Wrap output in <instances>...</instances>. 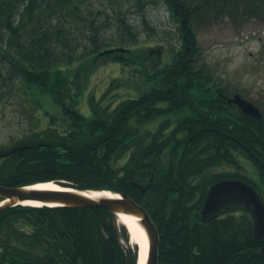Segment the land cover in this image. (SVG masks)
Wrapping results in <instances>:
<instances>
[{"label":"trees","instance_id":"trees-1","mask_svg":"<svg viewBox=\"0 0 264 264\" xmlns=\"http://www.w3.org/2000/svg\"><path fill=\"white\" fill-rule=\"evenodd\" d=\"M162 1L177 24L181 46L170 62L158 66L163 46L138 44V32L125 15H117L114 45L132 46L99 56L112 44L99 35L98 16L87 17L88 0H0V102L32 95L43 107L36 97L43 92L59 107L43 112L46 127L36 121L38 128L0 147L6 153L0 156V184L54 181L126 193L145 207L157 228V264H264L259 248L264 235L255 247L247 212L209 220L200 213L211 183L249 181L238 170V154L264 148L259 138L246 136L253 130L262 137L263 130L234 128L232 141L223 134L228 128L221 127V140L207 143L178 135L187 106L203 91L198 75L206 69L197 64L201 48L195 26L263 17L257 11L264 0ZM81 27L88 28L83 42L73 37ZM103 60L134 67L157 83L114 104L106 101L114 89L137 92L114 78L99 97L89 94V112L83 113L78 98ZM254 163L264 183V161ZM223 165L236 170L211 171ZM137 259V245L107 209L15 205L0 210V264H137Z\"/></svg>","mask_w":264,"mask_h":264},{"label":"rangeland","instance_id":"rangeland-1","mask_svg":"<svg viewBox=\"0 0 264 264\" xmlns=\"http://www.w3.org/2000/svg\"><path fill=\"white\" fill-rule=\"evenodd\" d=\"M86 6L88 8L87 17L98 16V23H101L99 35L112 46L119 42L116 30L118 14L125 15L138 32V44L160 42L164 46V50H166L163 54L164 62L172 59V53L176 46H181L178 29L176 31L174 29L177 28V24L171 19L162 0H88ZM257 13V16L262 15L263 17H250L242 23L224 20L195 26L201 48L198 65H205L207 71L214 74L215 77L219 76L224 80L231 78L238 83H249L250 75H253V72L264 71V43H260L261 39L258 38L264 37V8L259 9ZM143 19L146 20V24ZM81 29L82 27L79 28V32L73 30V37L77 35V38H83L79 39L83 42L86 41L85 33L88 34V28ZM157 61L159 62L158 59ZM116 77L122 84H125V87L129 85V88L137 92L154 84L151 80H145L144 75L140 71L136 72L134 67L111 60H103L99 62L98 67L87 79L85 92L79 96L80 102L77 105L80 110L87 113L89 94L99 97L110 80ZM260 77V75H256L252 79L253 82H259L258 85H261ZM77 82L78 84L82 83L81 80ZM121 87L114 89L112 94L106 96V101L115 104L130 94L136 95V93H128V89ZM36 97L42 100L43 107L37 102L35 103V98L32 95L24 96L23 99L19 96L8 97L5 102H0V147L9 146L12 141L20 138L29 129L38 128L36 121L39 122V128H44L49 120L43 115L45 110L59 112V107L47 93H37ZM238 162L241 163L242 173L245 171L250 175H257L255 170L258 171V174L261 172L257 165H254L243 155L238 156ZM230 169H232L231 166L225 165L216 171ZM148 251L149 244L144 264L148 261Z\"/></svg>","mask_w":264,"mask_h":264},{"label":"water","instance_id":"water-1","mask_svg":"<svg viewBox=\"0 0 264 264\" xmlns=\"http://www.w3.org/2000/svg\"><path fill=\"white\" fill-rule=\"evenodd\" d=\"M114 50H124L122 47L105 49L99 54H106ZM238 102L246 112L255 111L251 103L235 95L232 98ZM32 185L7 187L0 184V210L6 207L21 205H33L27 202H38V205L69 206V207H99L113 212L117 217L120 213L133 214L139 218L144 227L149 244L148 261L146 264H157L158 231L150 215L144 206L138 204L125 193L106 192L103 195H92L91 191L78 190L68 187L59 189L30 188ZM245 209L250 212L252 219L253 240L258 244L264 234V202L254 188L248 183L236 179H223L213 183L207 191V196L201 209L202 219L209 220L227 209ZM119 217L117 218V220ZM264 252V248H261ZM40 264V263H32Z\"/></svg>","mask_w":264,"mask_h":264},{"label":"flooded vegetation","instance_id":"flooded-vegetation-1","mask_svg":"<svg viewBox=\"0 0 264 264\" xmlns=\"http://www.w3.org/2000/svg\"><path fill=\"white\" fill-rule=\"evenodd\" d=\"M258 38L263 44L264 38L261 36ZM256 75L261 76L259 78L262 81L261 85H258L259 82H253L252 79ZM198 76V84L203 91L196 99L195 105L187 106L183 119L184 130L178 132L179 137H188L190 140L196 138L201 143L219 142L222 138L220 128L227 127L228 131L223 132L224 136L228 140L236 141L233 136L234 128L256 126L263 130L262 137L250 130L246 132L247 140L253 141L259 138L260 142H264V71L253 72L249 83H238L231 78L224 80L219 76L215 77L211 72H201ZM237 94L255 106L257 111L246 112L237 102L230 100ZM245 151L251 162L264 161V148L261 150L255 148L253 151L248 148ZM244 175L264 198L262 175Z\"/></svg>","mask_w":264,"mask_h":264},{"label":"bare ground","instance_id":"bare-ground-1","mask_svg":"<svg viewBox=\"0 0 264 264\" xmlns=\"http://www.w3.org/2000/svg\"><path fill=\"white\" fill-rule=\"evenodd\" d=\"M29 187L37 189H59V186L55 183H52L51 181L45 183H37ZM90 193L92 195L99 196L105 194L106 192L96 190L91 191ZM27 203L33 205L39 204L38 202L32 201ZM118 217L119 221L126 226L130 241L138 245V264H144L148 250V237L144 227L139 222V218L133 214L120 213Z\"/></svg>","mask_w":264,"mask_h":264}]
</instances>
